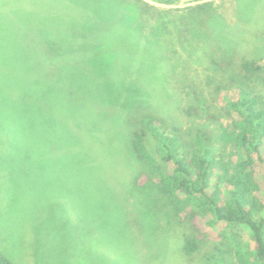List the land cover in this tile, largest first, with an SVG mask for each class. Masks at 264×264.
Listing matches in <instances>:
<instances>
[{"label": "rangeland", "instance_id": "374dc122", "mask_svg": "<svg viewBox=\"0 0 264 264\" xmlns=\"http://www.w3.org/2000/svg\"><path fill=\"white\" fill-rule=\"evenodd\" d=\"M142 1L161 11L152 28L162 10L212 2L243 51L264 45V0ZM126 3L0 0V251L13 264H259L246 228L186 253L168 197L136 183L131 114L151 106L186 135L199 121L175 110L163 57L142 46L153 37L122 33L138 22Z\"/></svg>", "mask_w": 264, "mask_h": 264}, {"label": "trees", "instance_id": "16d2710c", "mask_svg": "<svg viewBox=\"0 0 264 264\" xmlns=\"http://www.w3.org/2000/svg\"><path fill=\"white\" fill-rule=\"evenodd\" d=\"M124 1L138 24L122 33L153 37L142 46L157 48L163 57L156 66L168 73L170 89L179 91L175 110L199 121L186 135V129L165 122L151 106L131 114L126 142L131 155L145 166L136 183L149 179L168 197L187 227L186 253L196 249L201 235L235 239L246 228L255 258L264 264V97L257 90L264 87V45L259 42L250 53L243 51L212 2L162 10L152 28L147 19L157 11L155 6ZM144 27H150L148 34H143ZM193 65L200 72L194 76L189 74ZM152 104L155 107L154 100ZM0 264L13 263L0 251Z\"/></svg>", "mask_w": 264, "mask_h": 264}]
</instances>
